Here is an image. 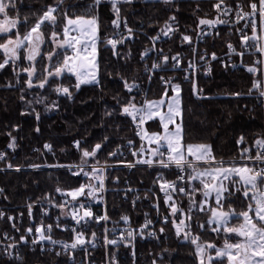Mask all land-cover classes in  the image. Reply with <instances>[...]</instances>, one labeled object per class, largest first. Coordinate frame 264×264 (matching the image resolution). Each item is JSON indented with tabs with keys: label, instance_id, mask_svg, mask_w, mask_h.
Listing matches in <instances>:
<instances>
[{
	"label": "snow or ice",
	"instance_id": "snow-or-ice-1",
	"mask_svg": "<svg viewBox=\"0 0 264 264\" xmlns=\"http://www.w3.org/2000/svg\"><path fill=\"white\" fill-rule=\"evenodd\" d=\"M166 5H172L173 0H162ZM133 0H84L83 3H68L67 0H52L37 11L29 10L28 13L21 16V12L25 7L24 0H0V71L11 66L15 83L8 82L4 85L7 88H15L21 84V76L26 75L23 80V87L19 89L21 95L20 100L32 109L31 113L22 112L21 115L34 113L36 119H40V114L32 107L34 104H45V110L51 111L59 107L56 101L45 103L47 97L41 93H33L31 100L26 98L25 93L32 89H45L46 86L58 95L66 96L71 99L73 92L69 86H64L63 83L57 82L60 78L69 79L75 77V84L71 85L76 91L81 89L82 85H99L100 81L97 78V62L96 48L99 40L100 32V10L102 6L111 5V9L115 18L112 20V25L115 29H120L121 24L127 30V35L122 33L114 34L118 38H108L105 42L110 45L115 55L118 44H124L125 40L131 39L133 30L128 26L125 18L121 17V4H132ZM218 15L215 20L200 19L199 25L213 26L215 24H224L228 21L221 19V16H227L235 11L236 23L241 20L245 21L244 28H251L252 35L249 36L244 32L243 28L238 29L241 32V44L244 50L237 52L236 48L231 43L227 45L232 53L243 57L248 49H255L261 56H264V45H261V37L257 34V20L259 17V30L264 32V0H240L235 6L226 2V0H217L213 5ZM248 8V11H245ZM76 9L77 11H73ZM82 10V11H79ZM177 11L179 9L177 8ZM34 20L33 23H29ZM176 16L172 15L168 21H165L164 27L160 29L155 37H151L153 41L160 39V36H169L175 31L174 22ZM57 31L58 25H61ZM24 27L26 31H20ZM48 32L47 37L45 35ZM183 41L191 42V38L187 35L183 36ZM251 41V43H250ZM50 42L53 47L50 51L42 53L41 48L45 43ZM152 49H146L142 54V59ZM162 51V50H161ZM39 58V60H38ZM213 59L217 57L215 54ZM175 64L179 65L178 55L171 57ZM22 61H26L24 65ZM47 61V63H45ZM169 57L162 56V61L154 62L151 68H146V71L166 70ZM257 64H264V60H257ZM39 65V66H38ZM189 67H194L189 64ZM247 70L256 75L260 73L261 78L253 80L252 88L247 93L235 92L230 95L239 97L247 94L252 95L253 89L258 91L260 97H264V69H258L255 64L249 66ZM210 71V69H209ZM187 79V77H185ZM123 80V86L128 93H132L133 89H138L139 85L135 80L129 82ZM151 79V76H149ZM161 80L166 85L163 95L158 100H144L141 105H137L136 97L130 96L126 101L121 102L117 99V104L120 106L121 114L132 118L136 124V134L141 136V139L148 137L149 143H154L155 148L145 149L143 144L140 149L132 153L133 156L143 157L145 152L150 154L151 158H140L134 162H128V167H135L136 164H145L149 167L159 166L163 169L175 167L178 170L176 180H165L163 175L157 177L156 183H159L160 190L164 193L165 204L170 208V216L172 224L175 227V235L178 239L188 242L194 246L192 253L198 264H264V134L254 140L251 147H245L241 150L242 165H237L235 162L229 163L223 159L217 160L213 154V147L208 143L188 144L185 148L184 140V110L181 107V88L179 84L172 83L171 78ZM169 89L173 93L169 96ZM202 89L194 93L198 98L202 94ZM264 104V101H261ZM166 107L165 112H161V108ZM113 112H106V115H112ZM159 118L162 126L161 132L149 133L141 126L147 121ZM39 132V127L36 128ZM143 133V135H141ZM11 137V142L8 147L15 149L16 138L8 133ZM108 137H104L107 141ZM81 141L76 140L73 146L80 152V161L74 165H53V167H67L72 175L85 177V182L79 187L65 191L57 187L56 192L65 197L63 202L56 204L53 199L44 197L48 204L53 207H58L62 210L61 215L71 216L76 225L84 228L94 219L96 223L101 220L108 221L109 216L105 213L103 216H95L92 212V202H100L103 200L105 192V177L103 175L105 168L98 167L99 160L96 159L98 151L101 150L102 144L97 143L92 148L81 147ZM129 145L133 142L130 140ZM238 144L245 143V137L240 136L237 140ZM255 148V155H251L252 149ZM44 149L52 151L51 144H45ZM120 149L110 152V156H116ZM191 157V159H189ZM5 159V154L0 152V160ZM95 163H90V161ZM201 164L205 165L203 168ZM32 167H40V165H31ZM8 168H12L11 163L7 164ZM73 169H76L73 171ZM16 171H20L16 167ZM198 181L201 187H196L193 183ZM187 183L188 187L183 186ZM178 185H180L178 187ZM131 191V189H128ZM3 189H0V193ZM173 193H179L188 198L187 211L184 208L178 207L176 200L173 199ZM196 193H200L204 199L197 201ZM239 193L247 207L239 212L232 207L234 200L232 199ZM71 197V200L67 199ZM213 199L215 207H210V217L206 221L212 232L219 234L221 231L225 233L224 244L218 247L215 243L201 241L199 233H194L192 230L193 211H205V206L209 199ZM139 199V197H137ZM135 203V201H133ZM227 205V208L225 207ZM33 203L27 205L28 215L32 216ZM159 211V205H155ZM68 209L67 211H63ZM82 212V214H81ZM180 213L182 218L177 223L175 217ZM47 215V212L44 213ZM5 217L4 211L0 210V219ZM169 216H165L163 223L169 222ZM241 220L238 226H230L233 219ZM9 221H14L16 218L8 216ZM121 220L128 223L129 217L122 216ZM56 227H60L59 217H57ZM187 221V222H186ZM152 224V220L146 219L144 225L135 231L126 230L121 233L119 239H108L107 229H105V245L118 246L121 243L130 246L131 240L135 234L143 236L144 230L148 229ZM214 225V227H213ZM17 232L20 231L15 223L12 224ZM198 228L204 229L205 224H198ZM52 225H43L35 228V236L31 243L39 244L45 240L52 244L60 243L65 251L69 249L75 250L77 247H84L86 243H91L95 247L96 233L93 232L90 240H85L84 232L77 231L74 227L71 229L75 233V239L72 243H63L52 239ZM65 230L67 228L65 227ZM166 231L165 227H160L159 233L163 234ZM27 235H21L19 242L27 243L28 237L33 235V228L26 229ZM228 234H234L239 239L236 242H229L231 237ZM148 236L159 239L156 231H148ZM7 236V233H4ZM17 242L10 243L6 246V250L15 249ZM167 251V249H165ZM214 252V254H213ZM9 257L21 260L19 254L13 256L11 251H7ZM61 253H56L60 255ZM133 255L135 252L133 251ZM109 264H117L115 255L113 254L109 260ZM152 264H156L153 260Z\"/></svg>",
	"mask_w": 264,
	"mask_h": 264
},
{
	"label": "trees",
	"instance_id": "trees-1",
	"mask_svg": "<svg viewBox=\"0 0 264 264\" xmlns=\"http://www.w3.org/2000/svg\"><path fill=\"white\" fill-rule=\"evenodd\" d=\"M234 2L238 0H226ZM25 7L21 16L29 10L37 11L41 6L51 3L52 0H24ZM68 3H83L84 0H67ZM217 0H173L172 5H166L162 0H133L132 4H121V17L125 18L133 30L131 39L125 40L124 44H118L115 55L110 45L104 41L113 34L112 20L115 18L111 5L102 6L100 10V32L97 46L98 80L99 85H82L76 91L71 85L75 84V77L69 79L60 78L57 82L69 86L73 92L71 99L52 92L47 86L45 89H32L25 93L26 98L31 100L33 93H43L46 104L56 101L57 109L45 110V104H34L36 112L40 114L37 120L34 113L21 115L22 112L31 113L32 109L20 100L19 89L23 87L26 75L21 76V84L15 88L4 87L8 82L15 83V77L11 66L0 71V152L5 151L11 137L16 138V147L11 154H7L4 160H0V169L13 165L9 170L0 171V203L19 205L26 202L41 200L46 196L57 195L56 188L65 191L79 187L85 182L82 175L75 176L69 169L55 167H44V165L55 164H78L80 152L73 146V142L80 140L81 147L92 148L97 143L102 148L97 153L96 159L100 163H112L117 161H130L132 156L122 157L121 151L128 141L138 143L134 132L132 118L121 114L120 106L117 104L126 101L130 96L136 97V103H140L141 94L133 91L128 93L123 86L122 77L129 82H146L144 74V59L142 53L149 48V37L160 33L165 21L172 15L176 16L174 22L175 31L171 37L159 44V50L169 54L180 50L179 35L181 33L193 34L199 27L200 19L211 20L216 12L213 5ZM177 8L179 11H177ZM77 11L76 9H72ZM82 11V10H79ZM31 20L29 23H33ZM61 25H58L57 31ZM20 31H26L21 27ZM48 29L45 33L46 37ZM161 37H164L161 35ZM228 36L223 33L217 40L218 49L221 51L223 43L228 41ZM53 45L50 42L42 45L41 51H50ZM219 51V52H220ZM2 56V53H0ZM39 60V58H38ZM24 65L26 61H22ZM47 63V61H45ZM39 66V65H38ZM257 75L244 70H226L215 63L211 74L207 77L198 78L194 85L191 82H177L181 88V107L184 110V145L208 143L213 147V154L217 160L231 161L241 158V150L251 147L255 139L263 134L262 111L257 103V90L253 89L252 95H241L239 97L231 93H247L252 88L253 80ZM166 87L160 86L157 81L152 82L149 88L148 99L159 98L163 95ZM203 90L198 96L193 90ZM169 89V95L171 94ZM113 112L106 115V112ZM147 132L158 131L159 124L156 120L146 123ZM40 131L37 132L36 128ZM240 136L245 137V143L238 144ZM104 137H108L104 141ZM45 144L52 145V151L44 149ZM119 147L116 156H110ZM93 162H95L93 160ZM31 165H40L38 169H27ZM16 167L21 170L16 171ZM75 170V169H73ZM157 173H162L166 178H172L171 170L160 168L136 166L132 168H113L107 170L106 185L108 213L113 218L131 211L130 202L119 198V189L125 181L131 187L149 186ZM196 187L200 185L194 181ZM188 187L186 183V188ZM203 196L196 193L195 199L202 201ZM232 207L237 212L247 207L243 197L237 193L232 198ZM177 205L187 211L188 198L180 195L174 198ZM227 208V205H225ZM139 210V207H137ZM169 222L164 225L166 231L162 237L146 242L140 247L142 254L151 250L154 255L163 254V264H198L196 257L192 254L194 246L188 242L178 239L175 235V227L172 224L170 208H164ZM192 230L199 233L201 241L215 243L218 247L224 244L225 233L212 232L206 221L211 215L208 209L200 212L193 211ZM177 221V215L175 217ZM187 222V221H186ZM233 219L230 226L238 223ZM205 224L204 229L197 227ZM234 242L238 237L228 234ZM167 249V251H165ZM37 252H25L21 260L7 261L0 258V264H35L38 260ZM226 264V261L224 262Z\"/></svg>",
	"mask_w": 264,
	"mask_h": 264
},
{
	"label": "built area",
	"instance_id": "built-area-1",
	"mask_svg": "<svg viewBox=\"0 0 264 264\" xmlns=\"http://www.w3.org/2000/svg\"><path fill=\"white\" fill-rule=\"evenodd\" d=\"M227 2V1H226ZM238 1L227 2L233 7ZM248 8H245V11H248ZM217 11L215 12L214 17L211 20H215L217 18ZM221 19L228 21V23L224 24H215L213 26L201 25L193 34L181 33L179 35L180 40V50L177 52L170 53L168 49L166 52L159 50V44L163 43L165 40H168L171 37V33L169 36L161 37L158 40L153 41L150 39V46L148 49H152L149 51L144 59V74L146 76V82H136L139 85L138 89H133V91L141 94L140 103L138 106L143 103L144 100H148L149 88L152 82L157 81L160 86L166 87L164 82L161 80V77L165 79L171 78L172 83L176 84L177 82H191L192 85L195 84L196 80L201 77H207L211 74L213 70V66L215 63H218L222 68L226 70H244L248 71L247 68L255 64L258 69H264V64H257V60H264V56H261L255 49H248L245 51V55L243 57L237 55L236 53H232L229 51L227 45L231 43L234 48H236L237 52L244 50L241 44V32L238 29L243 28L244 32L249 36L252 35L251 28H244L245 21L241 20L239 23H236L235 11L229 13L227 16H221ZM257 20V28L258 35L261 37L260 43H262V32L259 30V17H256ZM129 26V25H128ZM122 33L123 35H127V30L124 28L123 24H121L120 29H115L113 26V34L108 38H118L114 34ZM226 34L229 38L228 41L223 43V48L221 51L216 47L217 40L221 38V36ZM187 35L191 38V42L183 41V36ZM156 36V35H155ZM153 36V37H155ZM106 38L104 41H106ZM99 41V40H98ZM251 43V41H250ZM220 51V52H219ZM145 52V51H144ZM143 52V53H144ZM142 53V54H143ZM215 54L217 57L213 59L212 56ZM167 55L169 57V61L166 66V70H153L152 72L146 71V68H151V65L156 62L159 63L162 61V56ZM179 59V65L173 67L175 61L171 59L173 56H177ZM189 64H192L194 67L190 68ZM210 69V71H209ZM257 79H260V73H257ZM151 76V79H149ZM187 77V79L185 78ZM257 103L262 111V121H263V134H264V104L261 101H264V97H260L257 91L256 94ZM134 124V132L135 136L138 140V143L132 141L133 143L129 145V141L126 142L123 146V150L121 151L122 157L126 158L128 155L132 156V160L130 161H117L112 163H102L97 165L98 167H104L105 171L103 173L105 180V192L103 193V200L100 202H92V212L95 216H103L105 213L109 216L108 221L101 220L99 223H96L94 219L90 221L88 225L84 228H81L79 225H76L75 221L71 218V216L61 215L62 210L58 207H53L48 204L47 200L41 199L32 202H26L24 204L13 205V204H2L0 203V210L4 211L5 217L0 219V258H3L7 261L15 260L8 256L7 251H11L13 256L19 254L20 257L23 258L25 252H37L39 257L35 264H109V260L111 256L114 254L116 258L117 264H152V261L155 260L156 264H163L161 260L163 259L162 253L153 254L151 250H147V254H142L140 251V247L143 246L146 242L157 240L154 237H150L147 235L148 231H156L159 235V238L162 237L163 234L159 233L160 227H164V217L167 216L164 208L166 204L164 202L165 197L164 193L160 190L159 183H156L157 177L162 175V173H157L151 184L146 187L135 186L131 187L127 181L123 183L119 191V198L123 201L130 202L131 211L119 215L117 218H113L108 213L107 207V193L109 189L106 185L107 178V170L113 168H132L128 167V162H134L137 159L144 158L138 156H133L132 153L140 149V146L143 144L145 146L144 139H141V136L137 135L136 124ZM143 129H146V124L141 126ZM143 135V133H141ZM46 150V149H45ZM13 152L12 148L7 146L5 151L2 153L5 156L9 153ZM251 155H255V148L252 149ZM146 156V154L144 155ZM145 159V158H144ZM242 161V160H240ZM244 163V161H242ZM66 164L65 166H67ZM74 165V164H69ZM136 166H146L145 164H136ZM153 168H160L159 166H152ZM40 167H32L28 166L27 169H38ZM64 169H68L67 167H62ZM163 169V168H160ZM2 170H9L8 167ZM165 170H171L173 173L172 178H166L165 180L173 181L176 180L178 170L175 167L168 168ZM180 185H178L179 187ZM186 187V183L183 185ZM131 189V191H128ZM182 194L173 193V199L176 196H180ZM53 199L54 203L59 204L63 202L65 199L60 193L53 196H46ZM139 197V199H137ZM67 199L71 200V198L67 197ZM135 201V203H133ZM29 203H33L34 207L32 208V216L28 215L27 205ZM159 205V211L155 207V205ZM139 207V210L138 208ZM68 209H64L63 211H67ZM45 211L47 215H45ZM82 214V212H81ZM127 215L129 217L128 223H125L121 220L122 216ZM8 216H13L16 219L14 221H9L7 219ZM57 217H59L60 227H56ZM146 219L152 220V224L148 229L144 230L143 236L139 234L134 235V239L131 240L130 246H125L124 243L119 244L118 246L105 245V229H107V237L108 239H119L122 232L126 235V230L135 231L140 229L142 225H144ZM15 223L16 227L20 229L19 232L12 227V224ZM43 225H52V239L63 242V243H72L75 239V233L71 231L72 228H76L77 231H83L85 240H90L92 233H96L95 238V247H92L91 243H86L84 246L87 251H85L81 247H77L75 250L69 249L65 251L60 243L52 244L50 241H43L39 244L33 245L31 240L37 236L35 233V228ZM32 227L33 235L28 237V242L23 243L19 242V238L21 235H27L26 229ZM65 227L67 230H65ZM4 233H7V236H4ZM17 242V247L15 249L6 250V246L10 243ZM133 251L135 255H133ZM61 253L60 255H56V253Z\"/></svg>",
	"mask_w": 264,
	"mask_h": 264
},
{
	"label": "rangeland",
	"instance_id": "rangeland-1",
	"mask_svg": "<svg viewBox=\"0 0 264 264\" xmlns=\"http://www.w3.org/2000/svg\"><path fill=\"white\" fill-rule=\"evenodd\" d=\"M262 43H263V45H264V32H262ZM97 44H98V41H97ZM98 46V45H97ZM96 62H97V48H96ZM97 78H98V63H97ZM193 92H194V90H193ZM173 93H171L169 96H171ZM161 97H159V98H151V99H148V100H158V99H160ZM166 111V107H162L161 108V112L163 113V112H165ZM154 120H156L157 122H158V124H159V130L158 131H153V132H148L149 133V135L151 134V133H156V132H161L162 131V126H161V124H160V121H159V118H156V119H154ZM144 142H145V146H144V148L145 149H150V148H155L156 147V145L154 144V143H149V139H148V137H145L144 138ZM193 145H195V144H193ZM186 146L187 145H185V148H186ZM145 154H146V156H143L145 159H148V158H151L150 157V154L148 153V152H145ZM144 154V155H145ZM189 159H191V157H189ZM241 160V158H239V159H236V160H231V161H227V162H229V163H232V162H235L237 165H242L243 164V162L242 161H240ZM90 163H95V162H93V161H90ZM69 164H71V163H69ZM68 164V165H69ZM76 164V163H75ZM99 164H102V163H100L99 162ZM53 165H66V164H56V162H55V164H53ZM53 165H44L42 168H46V167H53ZM205 165H203V164H201V167L203 168ZM55 168H61V169H64V168H62V167H55ZM76 170V169H75ZM75 170H73V171H75ZM198 184H199V182L198 181H196ZM200 187H201V185H200ZM69 198H71V197H69ZM204 199V197L202 198V200ZM178 207H180L179 205H177ZM210 207H215V203H214V200L213 199H209L208 200V203H207V205L205 206V209H208V208H210ZM180 218H182L181 216H180V213H177V223L179 222V219ZM242 221L241 220H239V222L238 223H236L234 226H238L239 225V223H241ZM213 227H214V225H213ZM234 242H236V241H234ZM223 246V245H222ZM219 247H221V246H219ZM213 254H214V252H213ZM226 261V260H225ZM226 264H227V261H226Z\"/></svg>",
	"mask_w": 264,
	"mask_h": 264
}]
</instances>
